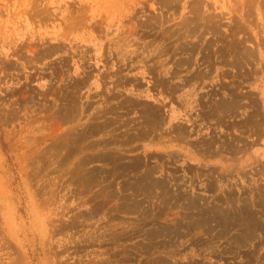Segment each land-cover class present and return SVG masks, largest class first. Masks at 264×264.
I'll use <instances>...</instances> for the list:
<instances>
[{
    "label": "rangeland",
    "instance_id": "374dc122",
    "mask_svg": "<svg viewBox=\"0 0 264 264\" xmlns=\"http://www.w3.org/2000/svg\"><path fill=\"white\" fill-rule=\"evenodd\" d=\"M243 146L264 0H0V264H264Z\"/></svg>",
    "mask_w": 264,
    "mask_h": 264
},
{
    "label": "crops",
    "instance_id": "0c3cea01",
    "mask_svg": "<svg viewBox=\"0 0 264 264\" xmlns=\"http://www.w3.org/2000/svg\"><path fill=\"white\" fill-rule=\"evenodd\" d=\"M241 143L242 140H239ZM239 142V143H240ZM239 145L236 146L238 148ZM191 156V161L193 163H201L204 161L205 157L200 155L198 152H189ZM206 159L213 165H227L229 167H238L243 162H249L251 164H258L264 162V146H255L250 149L242 147L236 149L234 156L229 153H218L215 155H209Z\"/></svg>",
    "mask_w": 264,
    "mask_h": 264
},
{
    "label": "bare ground",
    "instance_id": "6f19581e",
    "mask_svg": "<svg viewBox=\"0 0 264 264\" xmlns=\"http://www.w3.org/2000/svg\"><path fill=\"white\" fill-rule=\"evenodd\" d=\"M200 4V3H199ZM213 4H214V2H213ZM194 5V4H193ZM215 5V4H214ZM200 7H201V5H200ZM200 16V15H199ZM203 18V17H202ZM204 19V18H203ZM238 27V26H237ZM197 28V27H196ZM240 28V27H239ZM238 34V33H237ZM234 43V42H233Z\"/></svg>",
    "mask_w": 264,
    "mask_h": 264
}]
</instances>
